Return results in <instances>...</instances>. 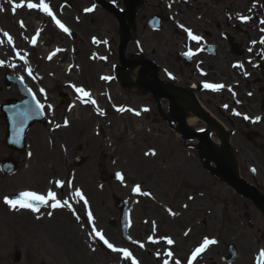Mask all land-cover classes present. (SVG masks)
I'll list each match as a JSON object with an SVG mask.
<instances>
[{
  "label": "rangeland",
  "instance_id": "obj_1",
  "mask_svg": "<svg viewBox=\"0 0 264 264\" xmlns=\"http://www.w3.org/2000/svg\"><path fill=\"white\" fill-rule=\"evenodd\" d=\"M26 14V13H25ZM102 23L112 22L111 18L107 16L100 17ZM147 37L149 44L160 43L168 47V42H165L163 34H156L157 36L151 37L145 32L143 34ZM48 36H52L48 33ZM133 102L137 101L135 97L132 98ZM77 128V125L74 126ZM85 128V129H84ZM82 135L85 138L90 134L88 126L82 128ZM177 140V139H174ZM172 139H159L158 143H164L165 141L174 142ZM132 146L127 152L130 158L129 165L126 166H113V169H121L126 171V183L124 181L113 183L108 179V172L106 173L105 167L107 166L109 154H96L89 149L84 151L88 154L90 163H88L79 172L80 179L84 180L87 186L86 190L90 195L94 203L96 212L100 215V222L104 226L105 217L112 214L111 196L113 194L128 193L133 189V185H139L141 181H144L149 186L153 187L154 197L156 199H162L167 197V200L177 199L180 196V190L184 187L185 181L181 175L187 176L190 182L195 180V183L200 182L201 188H206L208 183V174L200 168L199 162H194L191 158L187 157L179 150L176 145L164 146L163 153L171 155L170 162H177L178 167H171L161 169L159 168L157 160L149 161L143 155L142 148L138 146L137 141L131 140ZM98 143L96 139L91 140V145ZM75 152V151H74ZM8 153L6 148L0 146V158ZM162 154V156H164ZM165 157V156H164ZM190 166L187 171L183 170V167ZM109 170V171H112ZM105 176H103V174ZM104 177L106 184L103 190H99L95 186V176ZM181 176V178H178ZM14 178H4L0 175V197L3 194L12 192L15 190ZM26 180L18 179V183H23ZM186 183V182H185ZM187 184V183H186ZM188 185V184H187ZM187 188V187H186ZM134 199L133 210L136 218L145 216L146 213L161 212V208L151 201L142 202L139 199L140 192ZM0 213H4L6 217H2L0 214V264H14L12 261L14 247L22 248L24 258L19 264H92L93 258L88 259L86 249L84 246L77 247V251H74L73 243L67 242L68 237L66 233L68 230L64 228V219L55 217L51 219H45L43 221H33L29 219L31 225L24 228L26 222L20 223L16 220V217L12 216L1 204ZM34 224V225H32ZM105 227V226H104ZM106 228V227H105ZM107 229V228H106ZM16 230L21 231V238L18 237L14 240ZM108 231V229H107ZM17 233V232H16ZM109 233V231H108ZM113 234V231L111 232ZM146 264H152L149 260L144 259Z\"/></svg>",
  "mask_w": 264,
  "mask_h": 264
},
{
  "label": "snow or ice",
  "instance_id": "obj_2",
  "mask_svg": "<svg viewBox=\"0 0 264 264\" xmlns=\"http://www.w3.org/2000/svg\"><path fill=\"white\" fill-rule=\"evenodd\" d=\"M7 2L9 4H11V7H12V12L15 14L16 10L19 9V8H22L24 7V4L23 3H15L14 0H7ZM27 8L29 9H35V8H39L42 12L46 13L48 16H51L52 19L55 21V23L60 27L62 28L65 32L68 31L67 28H65V26L58 20L56 19V17L53 15L51 9L49 8V5L45 2V0H39V4H36V3H32V2H29L27 3ZM6 9L4 7H0V12H4ZM92 9H86V11H91ZM244 19H247V18H244ZM262 23H264V21H262ZM23 23L21 22V27H23ZM188 31V37L190 39H192L193 41H199L201 38L197 35H194L190 30H186ZM3 36L7 38V42L9 44H12L13 42V38L12 36L8 33V32H3ZM2 42V41H0ZM32 43L35 44L36 43V37H33L32 38ZM261 43H264V40H261ZM189 54H194V53H191V50L189 53H186V55H189ZM54 55V53L52 54ZM52 55H50L48 58L49 59H52ZM2 63V62H0ZM102 79H108V77H102ZM205 88H208V89H211L213 91L215 90H218L220 88L223 87V85H219V84H209V83H206L204 85ZM75 91L77 93H81V92H84V90L82 88H75ZM84 95L85 96H88V93L87 92H84ZM33 99H35V96H33ZM92 103H95L94 101H92ZM37 107L38 108H43L44 106L42 104H40L38 101H37ZM146 110V109H145ZM122 111V109H121ZM103 114V113H101ZM138 115V113H137ZM245 119H248L247 116H245ZM258 119V118H257ZM67 120L65 121V125H67ZM152 155H155V153L153 152ZM116 177L117 179L123 181L124 177L123 175L120 173V172H117L116 174ZM61 181H56V187H61ZM133 191L134 192H140V187L139 186H135L133 188ZM75 195L77 197H79L81 200H84V197L83 195L81 194L80 190L77 189L75 191ZM145 195H147V193H145ZM191 198V197H190ZM52 202L51 206L53 208H58L61 206V201L59 199H57V193L55 191H51L49 190L46 195L45 194H39L38 192L36 191H30V190H26V191H21L18 195V197L16 199H10L9 197H4V203L11 206L13 209L19 207V208H25V209H31L32 211L36 212V211H39L40 210V206H46L49 204V202ZM85 205H87V201L85 200ZM68 202L67 201H64V205L67 206ZM186 207V206H185ZM49 215H51V213H49ZM88 216H89V221H91L92 219V214L91 212L88 213ZM92 231L94 232V234L99 237L100 240H102L107 246L108 248H110L112 251L114 252H122L123 253V256L124 258H128L131 254L128 252L127 249H121V248H115L113 247V245L111 243H109L105 238L104 236L101 234V232L99 230H97L95 227H93ZM188 233H185V235H187ZM149 239H151V237H149ZM166 240V243L168 245H172L174 243V241L171 239V238H163ZM155 243V241H153ZM216 241L215 240H212V239H208L207 237L204 238L203 242L200 244L199 247L195 248L192 253H191V256L189 257L188 259V264H193V261L196 259V257L202 253L204 250L207 249V247L209 245H212V244H215ZM141 247H143V245H141ZM167 255L169 257H171L173 255L172 252H168ZM133 264H136L135 261H133ZM164 264H168L167 261L164 262ZM176 264H180V261L177 260L176 261ZM258 264H264V250H261L260 253H259V256H258Z\"/></svg>",
  "mask_w": 264,
  "mask_h": 264
},
{
  "label": "bare ground",
  "instance_id": "obj_3",
  "mask_svg": "<svg viewBox=\"0 0 264 264\" xmlns=\"http://www.w3.org/2000/svg\"><path fill=\"white\" fill-rule=\"evenodd\" d=\"M75 120H78L79 122L88 121L89 116L83 111V109H79L75 117H73ZM194 119H190L189 121H193Z\"/></svg>",
  "mask_w": 264,
  "mask_h": 264
}]
</instances>
